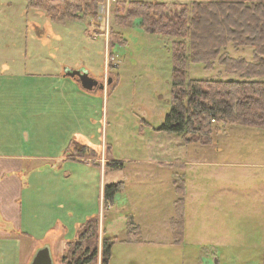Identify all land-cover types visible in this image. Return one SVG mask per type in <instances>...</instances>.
<instances>
[{
  "label": "rangeland",
  "instance_id": "1",
  "mask_svg": "<svg viewBox=\"0 0 264 264\" xmlns=\"http://www.w3.org/2000/svg\"><path fill=\"white\" fill-rule=\"evenodd\" d=\"M129 1L104 0L95 26L89 19H48L31 8L29 0H0V149L19 152L21 147L28 151L40 147L43 152H60L67 147L66 156L72 158L85 148L101 151L100 159L106 166L110 159L122 162L121 168L107 166L108 184L125 182L114 202L103 206L120 237L126 235L125 219L120 218L126 213L127 221L129 217L140 220L147 231L158 229L175 210V182L168 190L164 175L171 168L140 161L163 157L168 149L166 155L173 159L179 154L177 143L184 142L178 134L159 130L171 107L176 40L146 31L139 18L129 25H118L116 18L127 14ZM144 1L165 2L172 12L194 2ZM228 52L234 58L253 60L252 47L229 45ZM67 65H87L101 80L105 75V88L80 91L74 80H54L45 74L62 73ZM188 70L192 78L238 77L225 73L219 64L207 69L190 62ZM77 86L83 89L81 84ZM215 140V147H205V151L217 152L216 159L226 164H221L217 177L215 172H206L208 167L201 172L207 193L214 194L204 198L207 204L196 194L190 198V212L196 215H192L194 224L189 225L183 240L188 242L189 264H199L193 262L199 257L204 264H264V130L231 125ZM181 151L193 154L186 147ZM227 188L229 195L224 193ZM201 235L204 245H196L202 242ZM219 240L230 247H213L212 241ZM177 252L182 255L175 249L146 247L137 253L136 264H169L163 260L157 263L154 258L162 259L169 253L179 258ZM59 263L53 258V264Z\"/></svg>",
  "mask_w": 264,
  "mask_h": 264
},
{
  "label": "trees",
  "instance_id": "2",
  "mask_svg": "<svg viewBox=\"0 0 264 264\" xmlns=\"http://www.w3.org/2000/svg\"><path fill=\"white\" fill-rule=\"evenodd\" d=\"M104 0H29V6L48 19L86 20L98 26L99 6ZM137 18L148 32L174 38L172 98L169 113L159 130L178 134L186 144L210 145L214 136L227 126L237 125L264 130V0H194L179 10L169 11L165 2L131 0L127 14H118L116 23L126 26ZM235 48L252 47L253 60L234 58L228 52ZM207 69L216 64L228 75L238 77L200 79L189 75V63ZM111 80V79H110ZM95 156L83 148L79 158ZM110 168L123 167L110 159ZM178 198L176 216L172 221L175 242L184 239V179L175 180ZM123 182L109 183L104 188L105 206L123 190ZM129 241H139L141 229L132 217L127 221ZM100 220L93 217L80 228L79 234L67 245L61 264H99ZM117 239L105 237L101 263L110 264Z\"/></svg>",
  "mask_w": 264,
  "mask_h": 264
},
{
  "label": "crops",
  "instance_id": "3",
  "mask_svg": "<svg viewBox=\"0 0 264 264\" xmlns=\"http://www.w3.org/2000/svg\"><path fill=\"white\" fill-rule=\"evenodd\" d=\"M79 67L94 76L92 69L87 65H80ZM66 68L76 69L67 65L63 68L62 73L59 71L57 74H45L54 80L65 79L64 81L70 80L71 82L74 80L78 90L93 92L84 88L81 89L80 85L77 86L81 84V81L77 76L66 75ZM104 80L105 75L103 76ZM69 100H74V98H69ZM213 142L212 146L178 142L179 154L175 155L173 159L167 157L166 153L170 152L168 149L163 157H153L140 161L149 166L171 168L164 173L169 181L168 190H170L172 183L174 185L177 176L184 179L187 192L184 239H187L186 233L189 225L194 224L191 217L193 214L196 215V213L190 212V198L196 194L202 204H207L204 198L214 195L210 192L207 193V187L202 182L204 178L201 172L204 167H208L210 169H207L206 172L209 175L215 172L217 177L218 172L221 171V164H226L216 159L217 152L205 151L208 150L205 147L211 149L215 147L216 140ZM80 145L90 148L85 143ZM184 147L193 154L181 151ZM21 148L19 152H12L6 147L4 150L0 149V264H31L37 251L45 247L50 249L52 260L55 258L61 264V259L67 252L68 243L77 237L81 226L93 217H98L100 220L99 263L102 259L103 239L107 237L117 239L112 249L113 259L110 264H136L137 253L146 247H164L167 250L181 251L182 255L177 252L179 258L173 253L164 255L162 259L154 258L157 263L163 260L168 261L169 264H189L192 258L189 260V254L186 250L188 242L185 240V242L178 244L173 235L172 221L176 216L175 210L162 220L164 223L160 224L156 230L146 231L142 222L135 219L136 225L141 229L139 241L128 240L127 218L129 215L127 213L125 217L120 216V218L125 219L126 235L120 237L114 233L113 222H108L103 209L105 205L104 188L108 181L107 166L105 160L100 159L103 155L100 150L99 153H95L97 157L94 158L92 156L71 158L66 156L65 149L67 147H63L60 152H43L38 150L40 147L34 148L36 149L34 151H28L26 147ZM212 167L217 168L212 171ZM173 169L175 173L172 174ZM146 171H153V169L147 168ZM118 182L124 183L125 180ZM224 193L229 195V189L227 188ZM176 200L177 197L173 200L174 205ZM216 202L218 203V201ZM112 207L110 208L112 209ZM124 207L123 209H125ZM131 215L135 218L134 214L131 213ZM201 237L202 242L197 241L196 245H204L205 237L203 235ZM212 242H214L212 243L213 247H230L228 242L220 240ZM193 262L205 263L203 257H199Z\"/></svg>",
  "mask_w": 264,
  "mask_h": 264
},
{
  "label": "water",
  "instance_id": "4",
  "mask_svg": "<svg viewBox=\"0 0 264 264\" xmlns=\"http://www.w3.org/2000/svg\"><path fill=\"white\" fill-rule=\"evenodd\" d=\"M65 74L70 77L79 76L81 84L85 90L95 91L98 89L105 88V84L104 83L100 84V82L97 79L89 75V72L87 70L81 71V70H72L70 68H66ZM31 264H53L50 249L48 247H45L38 250Z\"/></svg>",
  "mask_w": 264,
  "mask_h": 264
},
{
  "label": "flooded vegetation",
  "instance_id": "5",
  "mask_svg": "<svg viewBox=\"0 0 264 264\" xmlns=\"http://www.w3.org/2000/svg\"><path fill=\"white\" fill-rule=\"evenodd\" d=\"M75 70H81V71H85L84 69H82V68H76ZM90 75V74H89ZM91 76V75H90ZM78 77V79H79V76H77ZM91 77H94V76H91ZM95 78V77H94ZM95 79H97L99 82H100V84L101 83H103L104 81L103 80H101V79H99V78H95ZM80 80V79H79Z\"/></svg>",
  "mask_w": 264,
  "mask_h": 264
}]
</instances>
